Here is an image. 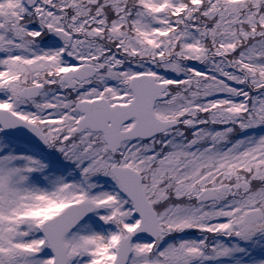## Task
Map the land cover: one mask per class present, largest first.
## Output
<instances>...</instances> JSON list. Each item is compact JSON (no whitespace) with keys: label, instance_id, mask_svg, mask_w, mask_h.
Wrapping results in <instances>:
<instances>
[{"label":"snow or ice","instance_id":"6c2138e0","mask_svg":"<svg viewBox=\"0 0 264 264\" xmlns=\"http://www.w3.org/2000/svg\"><path fill=\"white\" fill-rule=\"evenodd\" d=\"M0 264H264V0H0Z\"/></svg>","mask_w":264,"mask_h":264}]
</instances>
